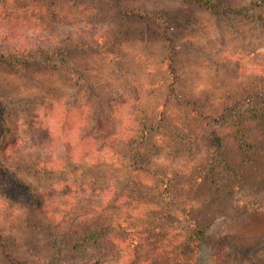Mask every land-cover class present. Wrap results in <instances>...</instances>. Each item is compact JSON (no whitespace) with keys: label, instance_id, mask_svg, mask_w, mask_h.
<instances>
[{"label":"rangeland","instance_id":"374dc122","mask_svg":"<svg viewBox=\"0 0 264 264\" xmlns=\"http://www.w3.org/2000/svg\"><path fill=\"white\" fill-rule=\"evenodd\" d=\"M113 1L0 0V136L9 107V163L46 169L17 171L42 211L0 169V264L4 245L29 264H264V0ZM86 90L113 138L85 130ZM139 124L156 137L134 166L114 140ZM64 236L80 249L56 255Z\"/></svg>","mask_w":264,"mask_h":264},{"label":"trees","instance_id":"16d2710c","mask_svg":"<svg viewBox=\"0 0 264 264\" xmlns=\"http://www.w3.org/2000/svg\"><path fill=\"white\" fill-rule=\"evenodd\" d=\"M116 0H114L113 2H115ZM184 3H188V4H197L205 9H208L214 13H221V10L224 12V8L220 9L219 7V0H181ZM114 7L117 8V10L122 13L127 15L128 17H133V16H138V17H143V18H157V17H161L160 15L157 14H149V13H145L143 14L142 12H140L139 9H130L127 10L125 8V6L120 5V4H116ZM165 18L166 16L163 15ZM62 54L61 50L58 51H54L49 55V58H59L60 55ZM64 54H67V52H64ZM63 54V55H64ZM170 69H172V73H174L173 68L170 67ZM63 70H69L67 67H64ZM20 73H24L27 71V68H21L17 70ZM74 76L77 77V73L74 72ZM82 79L81 76H78V79ZM175 77L173 76L172 81L168 83V95L172 96L173 98H177L176 95V89H175V83L174 80ZM88 84V82H86V85ZM91 87V86H90ZM87 88V87H86ZM87 91V90H86ZM90 91H87V93ZM88 96L86 97V99L84 100L85 104L87 105L86 108V124L84 125L85 130H87V128H90V132H92V136L93 137L91 139L95 140V139H99L101 138L102 140H107L110 138H113L114 136H116V130L112 127V130L110 129V127L105 124V119L106 118V114L104 111L105 106L109 107L110 105L106 102V98L105 96H103L102 94H98V93H93L91 96V93L87 94ZM94 96V97H93ZM193 104V103H192ZM111 108H113V105L111 106ZM110 108V109H111ZM79 108H77L78 110ZM5 110L3 113V117H2V131H1V138H0V169H2L4 171V173H7V175L10 177V179L18 184V185H22L23 189L26 190L30 195V199L32 201V204L30 206L29 209L34 210L37 209V211H42L43 208H45V205L42 204V200L40 199V196L38 195V193L31 187V185L25 181L23 179V177L21 178L20 175H18L17 171H22V172H32L37 174L38 172L41 171H45L46 169H44V167H41L39 165V163L37 161H30L26 163H22L19 166L18 165H14L13 163H9V159H8V155H7V148L13 144L16 143L15 139H12V133H13V125L12 122L9 121L7 118L10 115H13V111L11 110V108H7V109H3ZM81 110V109H79ZM7 119V120H6ZM139 124L138 126V130L133 131V133H131L130 135H121L120 138L115 139L114 142L118 143V144H123V147H125L127 149V154L129 155V161L132 162V164L135 165H140L142 166L143 164H140L142 162V159H140V157L142 156V154L145 152L146 150V146L150 143L153 142V140H155L154 138L155 133H154V125L151 124L149 126L147 125H141ZM90 134V133H89ZM22 154L19 153V158H22ZM47 173V172H45ZM128 197H126L125 195H120V196H116L115 197V201L118 199H128ZM47 207V206H46ZM98 232H95L94 230H92V232L85 234V236L82 238L81 240V246L83 247V249H85V247L88 248V246H92L94 245L96 242V237H97ZM192 237H194L196 240H200V241H207L206 236H204V231L202 229H197L194 230L192 232ZM72 236L69 237H65L57 240L56 245V249H55V254L57 255H61V253H63L62 249H64V252H74V251H78L80 249V243L79 244H74L69 246H63V244H65L67 241H71ZM2 243H4V241H2ZM5 244V243H4ZM64 247V248H63ZM4 248V255L6 257V259L9 261L10 264H29L27 261L22 260L21 258L16 257L12 252L7 251V247L6 245L3 246ZM62 259V258H61ZM71 259V256H70ZM57 262H59V260H57ZM71 262H69L70 264Z\"/></svg>","mask_w":264,"mask_h":264}]
</instances>
